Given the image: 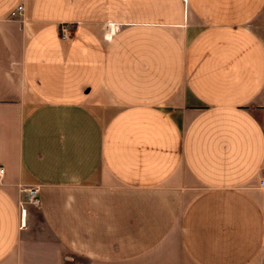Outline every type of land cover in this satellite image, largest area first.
Segmentation results:
<instances>
[{
  "label": "crops",
  "instance_id": "obj_1",
  "mask_svg": "<svg viewBox=\"0 0 264 264\" xmlns=\"http://www.w3.org/2000/svg\"><path fill=\"white\" fill-rule=\"evenodd\" d=\"M0 167V264H264V0H0Z\"/></svg>",
  "mask_w": 264,
  "mask_h": 264
},
{
  "label": "built area",
  "instance_id": "obj_2",
  "mask_svg": "<svg viewBox=\"0 0 264 264\" xmlns=\"http://www.w3.org/2000/svg\"><path fill=\"white\" fill-rule=\"evenodd\" d=\"M22 12V7L19 6L17 9H15L12 13L11 16L15 17V16H19ZM60 37L62 40H68L70 38V34L69 31L67 29V26H61L60 28ZM5 173L4 168L0 167V181L3 178ZM259 188L262 189L264 191V179H260L259 181ZM25 194H26V203L31 204L33 206H38L39 205V198H38V190L35 187H30L28 189L25 190ZM20 208V215H21V223L22 225H24V219L26 216V210L22 207Z\"/></svg>",
  "mask_w": 264,
  "mask_h": 264
}]
</instances>
